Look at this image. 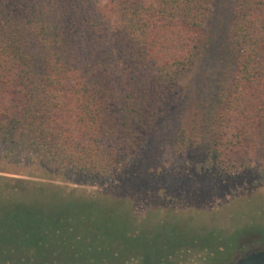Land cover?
Listing matches in <instances>:
<instances>
[{
    "label": "trees",
    "instance_id": "obj_1",
    "mask_svg": "<svg viewBox=\"0 0 264 264\" xmlns=\"http://www.w3.org/2000/svg\"><path fill=\"white\" fill-rule=\"evenodd\" d=\"M217 3L0 0V144L48 171L121 183L166 150L221 172L264 168V0H231L223 40ZM7 159L0 197L27 184ZM107 198L0 201V257L67 260L62 232L127 241L103 204L125 202Z\"/></svg>",
    "mask_w": 264,
    "mask_h": 264
},
{
    "label": "rangeland",
    "instance_id": "obj_2",
    "mask_svg": "<svg viewBox=\"0 0 264 264\" xmlns=\"http://www.w3.org/2000/svg\"><path fill=\"white\" fill-rule=\"evenodd\" d=\"M230 11L231 0H218L214 7L210 23L217 27L219 39H224ZM26 156L29 155L20 149H7L0 144V159L19 164L12 171L27 181L9 191L34 193L36 188H51L70 196L64 201H73L75 197H83L81 201L97 199L104 194L120 196L125 203L111 204V208L123 210L127 240L131 237L136 241L145 235L152 240L159 236L163 237L160 240H179L159 253L160 264H218L236 254L246 239L260 238L264 243V168L255 163L227 173L190 154L179 157L166 150L157 155L146 173L140 174L135 168L121 183L113 179L93 180L62 170H49L50 173L38 159L26 162ZM60 234L63 237L56 239L65 240L66 244L58 254L64 251L69 257L59 262L99 263L103 259L111 264H153L144 262L142 247L125 248L123 242L130 244V240L90 233ZM183 235L187 236L181 239Z\"/></svg>",
    "mask_w": 264,
    "mask_h": 264
},
{
    "label": "water",
    "instance_id": "obj_3",
    "mask_svg": "<svg viewBox=\"0 0 264 264\" xmlns=\"http://www.w3.org/2000/svg\"><path fill=\"white\" fill-rule=\"evenodd\" d=\"M47 189V190H46ZM35 189V191H33L34 193H32L31 191H19V192H10L9 195H2L0 197V201H18V205L19 203H29V201H41L42 203H50L52 201V204L55 203L58 206L60 205H65L66 203H72L74 201H81L84 198L83 197H75L73 199V201H64V199L69 198L70 196L66 197L64 196V194L62 192H59L57 190L54 189ZM110 194H104L101 197H98L97 199L95 198H89L86 199L85 201H114V200H109L107 198V196ZM115 196V195H114ZM8 197V198H7ZM80 198V199H78ZM124 201V200H122ZM103 204L105 206H107L109 209L107 210L108 213H114L113 210L115 208H111V204L110 203H105L103 202ZM108 204V205H106ZM112 205H115V203H112ZM111 208V209H110ZM113 210V211H112ZM118 212V218L116 220H111V215L107 214L108 216V223L107 220L105 221V225L107 227L112 228L116 223H118L119 221L121 222V224L124 227L125 223V215H123V210L120 212ZM126 230V228L124 227V231ZM125 233L129 236L128 231H125ZM91 235H97V236H104L101 235L99 232L97 231H93L90 232ZM184 236L186 237L187 235H183V237L181 239L184 238ZM148 235L143 236V238H140L139 240H134L130 237V244L128 242H123L125 244V248L127 247V245H129V247H132L130 249H133L135 246H140L143 249L142 256L145 258L144 262L146 263H153V264H160V260L159 257V253L160 252H164L165 250V246L167 247H173L175 246V244L177 242H179V240H170L169 238L165 240H160V238H163L161 236L156 237L155 239H151V238H147ZM127 240V241H129ZM170 241V243H166L167 241ZM159 260V263L158 261ZM264 261V254L262 255H258V256H254L250 259H247L245 261H242L240 264H262Z\"/></svg>",
    "mask_w": 264,
    "mask_h": 264
},
{
    "label": "flooded vegetation",
    "instance_id": "obj_4",
    "mask_svg": "<svg viewBox=\"0 0 264 264\" xmlns=\"http://www.w3.org/2000/svg\"><path fill=\"white\" fill-rule=\"evenodd\" d=\"M260 239V238H259ZM258 238H250L244 240V242H239L238 252L234 255L226 257L221 263L218 264H240L242 261L250 259L254 256L264 254V243ZM4 256L0 257V264H111V262H102V263H86V262H49V257L47 255L36 256L33 253L28 254L25 252L14 253V252H5L2 253ZM58 254H55V257ZM53 256V255H52ZM51 256V257H52ZM34 257L39 260L35 262ZM54 258V257H52ZM264 264V261L263 263Z\"/></svg>",
    "mask_w": 264,
    "mask_h": 264
}]
</instances>
